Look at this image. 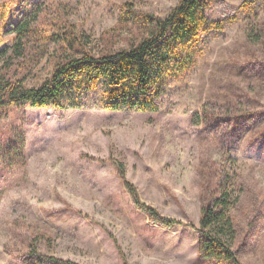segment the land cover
<instances>
[{
  "label": "rangeland",
  "instance_id": "374dc122",
  "mask_svg": "<svg viewBox=\"0 0 264 264\" xmlns=\"http://www.w3.org/2000/svg\"><path fill=\"white\" fill-rule=\"evenodd\" d=\"M47 1L53 0H0V50L12 38L3 30ZM63 1L96 39L125 2L165 16L179 0ZM206 13L224 24L202 33L192 67L166 78L159 111L100 109L96 93L84 99L90 107L26 108L1 123L23 131L26 164L0 165V264H27L23 253L34 239L41 252L79 264H217L197 255L201 168L211 170V189L220 174L235 178L241 205L233 209V247L243 264H264V121L237 146L191 122L206 102L264 110V54L246 39L251 22L264 19V0H213ZM46 63L27 83L49 75ZM85 154L121 159L140 200L184 224L154 222L110 162Z\"/></svg>",
  "mask_w": 264,
  "mask_h": 264
},
{
  "label": "trees",
  "instance_id": "16d2710c",
  "mask_svg": "<svg viewBox=\"0 0 264 264\" xmlns=\"http://www.w3.org/2000/svg\"><path fill=\"white\" fill-rule=\"evenodd\" d=\"M212 1L179 0L165 16L125 2L116 22L96 39L70 18V6L63 0L38 2L21 13L3 30L12 38L0 50V165L16 168L26 164L23 131L11 133L1 125L8 116L26 108L90 107L84 99L97 93L94 106L100 109L159 111L166 78L192 67L202 33L224 24L208 18L206 9ZM246 39L264 54V19L251 22L246 28ZM43 58L51 66L49 75L35 84L27 83ZM261 63L264 64V59ZM259 110L245 109L237 102L225 105L206 102L191 114V122L220 139L227 137L226 146H237L249 129L264 121V110ZM85 156L110 162L137 207L154 222L164 226L184 224L160 215L153 206L140 200L121 159L112 155ZM210 175L211 170L201 168V206L195 227L197 255L217 264H243L233 247L238 232L233 209L240 208V191L229 173L220 174L211 189ZM33 241L23 253L27 264H79L41 252Z\"/></svg>",
  "mask_w": 264,
  "mask_h": 264
}]
</instances>
